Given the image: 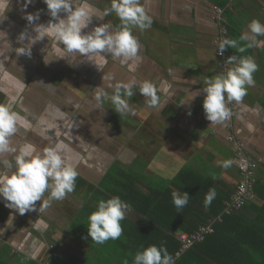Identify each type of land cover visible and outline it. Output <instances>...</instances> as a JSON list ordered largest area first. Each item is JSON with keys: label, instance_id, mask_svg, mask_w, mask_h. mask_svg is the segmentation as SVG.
<instances>
[{"label": "crops", "instance_id": "crops-1", "mask_svg": "<svg viewBox=\"0 0 264 264\" xmlns=\"http://www.w3.org/2000/svg\"><path fill=\"white\" fill-rule=\"evenodd\" d=\"M24 1L26 0H0L1 13L9 11L8 18H0V31L3 32L4 29L12 32L24 21L23 15L32 13L30 9L33 8L28 5L25 8ZM32 2H35L33 5L39 9L40 14L51 17L43 0ZM75 2V6H79L83 1ZM225 2L227 0H141L153 23L146 31L141 32L139 29L133 31L139 39L142 57L135 71H130L119 59L110 56L98 57L95 63L89 60V70H94L97 74L101 75L103 72L105 74L106 66L114 64V59L115 62L117 60L118 75L122 77L119 82L150 80L157 86L160 102L155 108L146 105L145 97L139 93L138 88H134L135 95L131 98L134 101L135 113H138L137 126L134 129L135 145L136 149L139 146L141 151V153L134 151V161L144 162L130 171L149 187H164L183 169L211 177L224 185L229 192H233L240 182L232 145L226 139L229 132L224 122L211 125L203 109L204 81L206 78L219 75L221 62L217 56L216 44L220 31L213 19V7H220ZM4 6L5 9L7 6V11L3 9ZM93 7L103 12L102 9ZM112 14L114 15H108L99 21L94 17L87 30L84 29L83 32L87 33L102 23H111L115 28L120 21L115 13ZM64 15L61 13L62 17ZM112 16L114 19L111 20ZM224 19L229 39L239 40L242 33H250L248 26L253 19H259L264 23V0H235L229 12L224 13ZM31 31L28 30V33H32ZM50 36H53L56 42L59 41L54 35ZM257 39L264 41V36H258ZM245 43L241 42V46ZM52 51L55 55V47L51 48ZM226 52L229 56L250 55L258 65V70L253 74L255 85L248 88V93L241 102L233 101L235 116L232 133L245 143L248 154L260 162L254 204L261 207L264 206V45L248 48L243 53L229 47ZM104 90L112 94L114 87L111 90L108 88ZM92 92L96 94L97 90ZM196 92L200 94L194 96ZM59 110L60 108L56 109L53 106L51 111L57 113ZM146 117L153 118L154 121V123L150 121L153 126L150 125L148 132L150 118L146 120ZM249 124L252 125L251 130ZM40 131L42 133L37 135L38 139L42 138V135L46 136V130ZM228 159L234 161L231 167L225 169L218 166V161ZM0 201L4 202L0 204L1 208L6 210L5 201L1 199ZM29 216L31 215L24 213L22 217L17 218L16 222H20L23 228L16 234L14 232L18 230L11 225L16 219L12 211L9 215L0 217V264H77V261L85 260L87 252L89 260L90 257L94 259L91 264H113L114 257L109 256L110 253L106 252L105 248L103 251L107 241L104 244H95L91 241L88 248L83 239L84 231L74 230L72 222L68 221V227L62 231L56 223L50 224L48 219L44 217L41 219L40 215L32 220L27 218ZM246 217L249 222L255 220L251 212H247ZM68 233L73 236L74 241L67 236ZM19 234L23 237H17ZM54 234L58 237L55 238ZM45 237L49 239L44 241ZM80 243L85 244L86 249L78 252L76 247L80 248ZM57 251L65 260L59 259Z\"/></svg>", "mask_w": 264, "mask_h": 264}, {"label": "clouds", "instance_id": "clouds-1", "mask_svg": "<svg viewBox=\"0 0 264 264\" xmlns=\"http://www.w3.org/2000/svg\"><path fill=\"white\" fill-rule=\"evenodd\" d=\"M52 19L47 25L35 26L36 36L32 37L27 31L21 32L18 42L23 45H32L48 35H54L64 46L67 53L78 52L95 61L98 57H112L119 59L130 71H135L142 60L139 39L133 34L134 29L141 32L151 28L153 20L148 15L141 0H111V6L103 12L95 9L87 0L75 6L73 0H43ZM32 0H26L25 8ZM2 11V9H0ZM61 13L65 15L62 17ZM115 13L120 23L115 28L111 23H102L91 31L84 33L95 17L104 20L106 16ZM39 11L26 16L29 24L39 19ZM249 32L242 33L239 40L223 39L218 45V54L223 56L227 48H235L240 53L248 48L264 45L258 36H264V23L253 19L249 24ZM28 41L25 44V41ZM241 42H246L241 46ZM18 54L31 56V47H20ZM95 63V62H94ZM227 64L233 65L226 72L214 78H206L202 88L205 94L203 109L206 119L211 125L222 124L230 119L232 112L228 107L231 102H241L248 93V88L255 85L253 74L258 65L252 56H230ZM98 65V64H97ZM112 94L103 88L97 87L95 100L97 107L110 101L113 109L122 117L132 113L129 99L135 95L134 88L145 97L149 108L159 105L160 99L155 83L150 80H131L117 82ZM194 93V96L199 95ZM191 115V112H189ZM25 117L14 111L6 103H0V154L17 153L15 164L9 160L2 163L7 169H13L11 174H0V197L5 206L20 214L35 210L37 201H42L39 212L46 209L52 201L63 200L76 187L79 175L76 167L78 157L70 156L67 145L58 141H49L48 145L37 150L32 143H26L17 150L11 146V137L17 133L18 126L23 125ZM252 129V125H248ZM233 160L218 161V166L225 169L232 166ZM48 192L47 199H43ZM216 190L210 187L205 194L204 205L209 207L216 198ZM172 202L180 213L190 200L188 192L179 190L171 192ZM132 210L131 204L119 196L107 200H100L96 210L88 217V235L97 244H104L108 240H116L123 234L121 221ZM127 264V262H126ZM133 264H175L173 256L163 245H151L135 254Z\"/></svg>", "mask_w": 264, "mask_h": 264}, {"label": "rangeland", "instance_id": "rangeland-1", "mask_svg": "<svg viewBox=\"0 0 264 264\" xmlns=\"http://www.w3.org/2000/svg\"><path fill=\"white\" fill-rule=\"evenodd\" d=\"M24 2L26 3V1ZM73 2L76 5L75 0ZM87 2L93 3L92 6L103 11L111 6V0H87ZM33 3L35 5V2H32L28 6L33 8L30 11L35 14L39 9L37 10ZM5 10L7 11V6ZM8 15L9 11L5 14L0 11V18H8ZM50 19L52 18L40 14L38 20L29 24L26 16L23 15L22 20L24 21L18 25V28L12 32H7L4 29L3 32L0 31V103L8 104L12 110L25 117L24 124L18 126L17 133L10 138L11 146L19 150L24 144L32 143L39 151L40 148L47 146L49 141L62 142L67 145L70 156L78 157V162H74L77 164L79 176L95 185L99 183L104 172L113 163L126 168L127 172L136 166L139 167L144 161H134V151L141 153L139 146L136 149L134 138L138 115L134 110V101L131 98L128 101L134 114L129 113L121 117L113 109L110 101L106 100L105 106L98 108L95 100L96 94L92 92L97 90V87L111 90L113 87H109V85L114 86L121 80L122 77L116 70L117 60L115 62L113 59L114 64L106 66L105 74L103 72L104 76L102 73L100 75L94 70H89V57L78 52L67 53L63 44L53 40V36L48 35L50 37L37 40L32 45H23L18 42L21 32L32 30V33L29 34L35 37V26L44 24V22V25H47ZM110 19H114V16ZM24 43L27 44L28 41L26 40ZM20 47H31V56L18 54ZM54 47L55 55L53 51L51 52V48ZM53 106L56 109L60 108L61 113L51 111ZM150 121L154 123L153 118H150L147 132L150 125L153 126ZM40 130H46V136L42 135V138L38 139L37 135L42 133ZM16 154L18 152L0 154V174L2 172L11 174L14 171V167L7 169L2 161L6 159L14 165ZM48 195L49 193L46 192L43 199H47ZM0 199L4 201L2 197ZM1 203L4 202L0 201ZM41 203L42 201H37L35 210L26 212L31 215L27 218L32 220L40 215L41 219L44 217L50 224L55 225L56 223L57 227L64 231L68 227V221L75 224L77 219L81 220L83 205L86 204V201L83 194L73 191L67 194L63 200L52 201L46 209L39 212ZM11 211L16 217L15 223L11 224L18 230L14 232L16 234L20 232L19 229L23 228L20 222H16L17 218L22 217V214L8 207L3 210L0 206V217L9 215ZM26 222L31 221L26 220ZM87 225L88 222L85 226L88 231ZM53 236L58 237L56 234ZM67 236L74 241L71 234ZM17 237L22 238L23 236L19 234ZM48 239L49 237H45L43 240L47 241ZM83 239H86L85 243L89 248V235L87 234ZM84 245L80 243L79 246L83 248L76 247L77 251L85 250ZM57 254L59 259L65 260L58 251ZM93 260V257H90L89 260V252H87L85 260L77 261V264H91ZM55 261L57 260L55 259Z\"/></svg>", "mask_w": 264, "mask_h": 264}, {"label": "trees", "instance_id": "trees-1", "mask_svg": "<svg viewBox=\"0 0 264 264\" xmlns=\"http://www.w3.org/2000/svg\"><path fill=\"white\" fill-rule=\"evenodd\" d=\"M228 3L227 0L220 7L226 8ZM210 187L215 188L217 195L205 208V194ZM236 188L229 192L215 179L190 169L181 170L164 187L152 188L115 163L98 185L88 183L78 175L74 191L84 195L86 204L81 220L72 222V228L84 231L83 238L87 236L85 226L98 202L119 196L131 204L132 210L121 221V237L108 240L104 246L109 256L114 257L113 264H133L135 254L151 245L166 247L175 264H264V206H257L254 200L239 211L226 214L225 203ZM173 190L186 191L190 195L189 203L180 213L172 202ZM247 212L254 214L255 220L247 221ZM210 223L215 232L177 257L181 248L178 236L192 234Z\"/></svg>", "mask_w": 264, "mask_h": 264}, {"label": "built area", "instance_id": "built-area-1", "mask_svg": "<svg viewBox=\"0 0 264 264\" xmlns=\"http://www.w3.org/2000/svg\"><path fill=\"white\" fill-rule=\"evenodd\" d=\"M228 1L229 3L227 4L226 8L218 6L213 7V19L215 20L216 26L220 31L219 38L216 41L217 48L223 39H229V32L225 26L224 13L226 10L231 9L232 2L234 0ZM217 56L221 60L219 65V74L226 72L233 66L226 63L227 59L230 57L226 50L224 51L223 56L219 55L217 50ZM228 107L232 112V116L229 120L224 122L226 130L229 132L226 139L232 145L236 168L240 175V182L235 192L231 196L230 200L225 203V213L231 215L234 212L244 208L248 203L256 200L255 184L260 162L248 154L245 143L232 133L233 119L235 116L234 103L231 102L228 104ZM217 220L221 221L220 218ZM213 222H216V220ZM214 232L215 230L213 228V223H210L207 226L199 227V229L192 234L179 235L178 240L181 244V248L177 253V257L187 250L193 248L195 245L204 242L206 237L213 234Z\"/></svg>", "mask_w": 264, "mask_h": 264}]
</instances>
